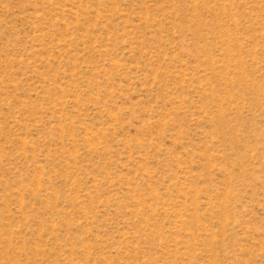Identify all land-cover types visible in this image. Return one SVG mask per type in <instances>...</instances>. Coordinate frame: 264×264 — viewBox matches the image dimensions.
I'll return each instance as SVG.
<instances>
[{"label":"rangeland","instance_id":"obj_1","mask_svg":"<svg viewBox=\"0 0 264 264\" xmlns=\"http://www.w3.org/2000/svg\"><path fill=\"white\" fill-rule=\"evenodd\" d=\"M0 264H264V0H0Z\"/></svg>","mask_w":264,"mask_h":264}]
</instances>
